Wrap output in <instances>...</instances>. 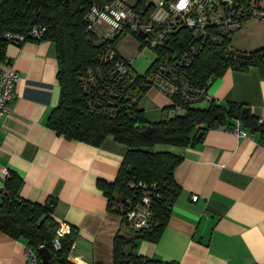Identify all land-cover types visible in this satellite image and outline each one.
I'll list each match as a JSON object with an SVG mask.
<instances>
[{"label": "crops", "instance_id": "1", "mask_svg": "<svg viewBox=\"0 0 264 264\" xmlns=\"http://www.w3.org/2000/svg\"><path fill=\"white\" fill-rule=\"evenodd\" d=\"M5 59L19 79L11 108L0 115V167L20 180V198L54 201L53 219L75 231L69 260L113 264V240L128 232L122 216L108 209L99 183L115 179L128 146L111 135L99 145L66 139L48 126L61 91L52 41L9 43ZM206 90L217 103L244 104L264 120V77L257 67H229ZM138 107L152 122L183 113L155 87ZM232 126L208 128L184 147H153L181 156L173 171L180 192L159 239H136L134 254L177 264H264V138L241 125L247 134L237 135ZM5 186L0 177V188ZM26 249L22 239L0 230V264H27Z\"/></svg>", "mask_w": 264, "mask_h": 264}, {"label": "trees", "instance_id": "2", "mask_svg": "<svg viewBox=\"0 0 264 264\" xmlns=\"http://www.w3.org/2000/svg\"><path fill=\"white\" fill-rule=\"evenodd\" d=\"M102 2L0 0V61L5 59L9 43L48 40L55 44L61 91L58 103L47 119L48 126L66 139L99 145L111 135L128 146L115 179L99 183L108 197L109 210L122 216L129 205L141 202L145 195L149 197L150 220L147 227L133 234L115 236L113 264H177L132 252L138 238L152 242L159 239L180 192L173 171L181 156L168 150H153V147L160 144L184 147L195 142L199 132L202 134L198 139H201L208 128L231 127L236 120L251 131H259L264 138V121L250 114L244 104L217 103L212 98L188 102L175 94L170 96L173 106L182 108L183 113L152 122L138 107L140 98L132 102L129 93L147 82L144 75L160 58L173 52L189 57L193 44L197 46L196 50L192 52L190 62L181 68L192 84L206 89L214 77L229 67L245 70L255 66L264 77V45L250 51L236 49L231 42L234 31L219 42L208 40L202 44L183 29L169 38L167 46L151 48L157 56L144 73H136L128 63L127 75H120L115 71L114 61L100 60V55L107 46L116 47V41L123 33L111 40L101 39L87 28L85 16L91 5ZM131 6L149 12L153 4L147 0H136ZM34 26L43 29L41 37L30 35ZM6 33L22 35L23 40L7 37ZM137 37L141 41V49L145 45L143 39ZM200 43L202 47L198 46ZM117 55L120 56L118 52ZM199 102L207 104L197 105ZM4 179L6 186L0 188V230L11 238L22 239L28 248L35 250L40 264H76L68 258L74 229L59 239V249L51 244L58 227L51 216L54 201L50 199L41 204L22 199L16 190L20 180L15 179L10 171ZM113 195L117 196L114 201ZM41 244L50 252L47 261H42L38 253Z\"/></svg>", "mask_w": 264, "mask_h": 264}, {"label": "built area", "instance_id": "3", "mask_svg": "<svg viewBox=\"0 0 264 264\" xmlns=\"http://www.w3.org/2000/svg\"><path fill=\"white\" fill-rule=\"evenodd\" d=\"M263 0H162L160 6L153 5L149 12L127 4L124 0H103L94 3L87 12L85 19L87 28L101 39L111 40L114 36L128 32L140 36L144 45L150 48H162L168 45L169 38L175 33L186 29L193 39L202 44L205 41L219 42L233 31L239 29L242 23L252 17L264 19ZM106 25V29L98 31V25ZM43 29L34 26L30 35L41 37ZM7 37L23 40L22 35L6 33ZM198 45L202 47V45ZM192 51L189 57L176 52L160 58L157 64L144 75L145 84L136 87L129 93L132 102L141 98L145 89L155 87L168 97L178 94L184 101L197 102L209 100L211 96L204 87L192 84L183 73V65L188 64L196 45L190 46ZM114 61L115 71L120 75H127L131 62L117 55L116 47L107 46L100 60ZM19 75L9 60L0 61V115L9 111L15 96V87ZM139 101V100H138ZM264 121V120H263ZM234 133L246 136V131L240 128L236 120ZM264 147V139L261 142ZM9 170L0 167V177L6 178ZM3 192H5L3 190ZM192 199H196L193 196ZM123 223L127 232L133 234L141 228L147 227L150 220L149 197L145 195L141 202L129 205L122 214ZM71 228L61 223L55 230V237L51 244L59 249V239L70 233ZM41 244L38 247L41 248ZM27 264H40L35 250L27 247ZM261 264V263H254Z\"/></svg>", "mask_w": 264, "mask_h": 264}, {"label": "rangeland", "instance_id": "4", "mask_svg": "<svg viewBox=\"0 0 264 264\" xmlns=\"http://www.w3.org/2000/svg\"><path fill=\"white\" fill-rule=\"evenodd\" d=\"M124 1L129 5H134L136 2V0ZM147 2L155 6L162 4V0H147ZM261 6H264V0ZM97 28L98 31L103 32L106 29V25L100 24ZM231 38L234 47L242 51H250L262 47L264 45V19L252 17L245 20L241 27L232 33ZM140 44L141 41L137 36L124 32L117 39L116 48L121 57L130 60L134 71L138 74L144 73L157 56L156 52L146 45L139 49ZM116 197V195H113V201ZM113 205H116V202H113Z\"/></svg>", "mask_w": 264, "mask_h": 264}, {"label": "water", "instance_id": "5", "mask_svg": "<svg viewBox=\"0 0 264 264\" xmlns=\"http://www.w3.org/2000/svg\"><path fill=\"white\" fill-rule=\"evenodd\" d=\"M247 109L245 108L244 109V112H246ZM201 132H199L196 136V139H198L200 136H201ZM38 253L42 259V261H47V259L49 258L50 256V252L47 250V248L45 246L41 247L38 249Z\"/></svg>", "mask_w": 264, "mask_h": 264}]
</instances>
